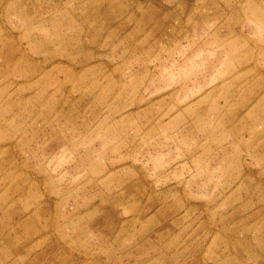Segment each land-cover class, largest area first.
<instances>
[{
    "label": "rangeland",
    "instance_id": "rangeland-1",
    "mask_svg": "<svg viewBox=\"0 0 264 264\" xmlns=\"http://www.w3.org/2000/svg\"><path fill=\"white\" fill-rule=\"evenodd\" d=\"M0 264H264V0H0Z\"/></svg>",
    "mask_w": 264,
    "mask_h": 264
}]
</instances>
